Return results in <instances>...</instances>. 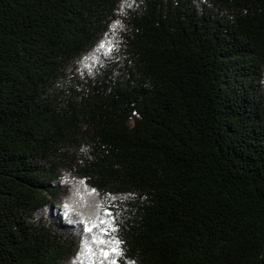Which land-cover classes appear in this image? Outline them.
Segmentation results:
<instances>
[{"label":"trees","instance_id":"16d2710c","mask_svg":"<svg viewBox=\"0 0 264 264\" xmlns=\"http://www.w3.org/2000/svg\"><path fill=\"white\" fill-rule=\"evenodd\" d=\"M113 262L264 264V0H0V264Z\"/></svg>","mask_w":264,"mask_h":264},{"label":"snow or ice","instance_id":"6c2138e0","mask_svg":"<svg viewBox=\"0 0 264 264\" xmlns=\"http://www.w3.org/2000/svg\"><path fill=\"white\" fill-rule=\"evenodd\" d=\"M86 230H89V229H86ZM109 251H111L112 253H115V254H120L118 249L105 250L103 253L105 255V257H108ZM113 264H115V262H113Z\"/></svg>","mask_w":264,"mask_h":264}]
</instances>
